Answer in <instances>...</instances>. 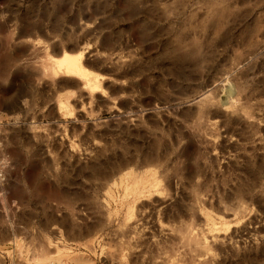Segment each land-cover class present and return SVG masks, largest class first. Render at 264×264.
<instances>
[{
    "label": "rangeland",
    "instance_id": "374dc122",
    "mask_svg": "<svg viewBox=\"0 0 264 264\" xmlns=\"http://www.w3.org/2000/svg\"><path fill=\"white\" fill-rule=\"evenodd\" d=\"M69 38L103 96L41 75ZM212 228L206 264H264V0H0V264H190Z\"/></svg>",
    "mask_w": 264,
    "mask_h": 264
},
{
    "label": "bare ground",
    "instance_id": "6f19581e",
    "mask_svg": "<svg viewBox=\"0 0 264 264\" xmlns=\"http://www.w3.org/2000/svg\"><path fill=\"white\" fill-rule=\"evenodd\" d=\"M211 17L212 18H221V17H223V13L217 12V13H214ZM181 34L178 35L179 37L176 36L177 37L176 42L179 41L178 43H176L177 45L175 44L176 47L174 49H172L171 51L167 52L168 53L167 55L169 56V58L174 63H181V62H183L185 60H189V59L191 60V59L198 57V55H199V49H200L198 46L199 43L197 42L198 43L197 44L196 40L194 43L193 42L194 39L192 40L193 45L190 46L191 48L192 47L193 48L191 50H188L186 53H183L185 50H182L183 49L182 44H180V43L182 42L181 39L184 38L183 35H185V34L184 33H183V35H181ZM72 40L73 39L69 38L68 41L70 42V44L67 46H64L65 47L64 51L62 48L63 53H62L61 57L50 61L47 65L44 66L43 74H41V75L46 76L48 79H50V81L52 80V82L56 78L58 79L59 77L60 78L61 77H63V78L64 77L65 78L73 77V78L81 79L83 81V84H82L83 86L81 87V89H83V90L87 89L91 94H101L103 96L104 91L100 87L99 80L96 78H93L92 76H90L89 73L85 72V68L82 65V55H83L82 49L81 48L78 49V44H77L78 42L74 44V43H72ZM189 42H190V39H189ZM190 44H191V42H190ZM76 50H79V52ZM67 51L71 52V53L68 54ZM53 83H55V82H53ZM55 84H57V83H55ZM64 86H66V85H64ZM206 93H204L202 95V98L200 99L201 102L199 101L201 104L195 103V104H197V106H196L197 110L195 111L196 114L204 115V114L208 113L210 108H216L217 107L216 106L217 103H214V100H212L210 97L211 94L208 92H206ZM21 102L23 103V101H20V103ZM22 103L20 105L17 102V104H18V105H16L17 109L22 107V106H24L23 108L26 107V104H22ZM229 103H230V101H228V102L223 101L222 102V104H229ZM233 103H235V101H232L230 104H233ZM218 106H219V104H218ZM14 108H15V106L10 108V109H12L14 111ZM214 115H215V113H214ZM157 152H158V149H157ZM157 152H155V153L157 154ZM155 153L151 154V155L155 156L156 155ZM123 174L127 175V173H123ZM105 176H106V174H105ZM106 178H107V176H106ZM133 184H134V186L132 188V193L135 197L134 199L138 201L144 196V193L148 192L146 190L147 188H145V186H147V184H145V182H143V180H139V179L135 180ZM148 185L150 186V183ZM192 209H193V212H195L194 207H192ZM141 216L143 217V215H141ZM138 221H139V218H138ZM131 227H133V226H131ZM131 227L130 226L128 227V228H130L129 230L130 231L132 230V232H134L135 231L134 227L133 228H131ZM213 229L214 228H212V230L210 231L211 232L210 235L205 236L203 238H199L196 233H192V232L190 234H188V236L186 237V241L191 243L188 245V248H187L188 255H189L188 260L189 261L191 260L190 264H192V261L194 264H206L207 260H209V258L211 256L209 254V251L213 247H214V249H217V248L222 249V247L225 246L224 238L222 236H220L218 233L213 232ZM215 247H217V248H215Z\"/></svg>",
    "mask_w": 264,
    "mask_h": 264
}]
</instances>
